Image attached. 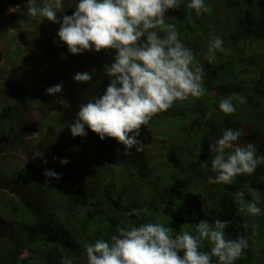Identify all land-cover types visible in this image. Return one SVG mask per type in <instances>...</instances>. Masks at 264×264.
<instances>
[{
  "label": "trees",
  "instance_id": "obj_1",
  "mask_svg": "<svg viewBox=\"0 0 264 264\" xmlns=\"http://www.w3.org/2000/svg\"><path fill=\"white\" fill-rule=\"evenodd\" d=\"M45 2L36 0V6ZM189 2L168 10L165 23L175 25L192 51L190 67L202 68L203 95L153 116L138 137L142 150L125 155L115 139L101 140L87 127L86 136L73 137L68 127L81 104L106 91L104 68L114 62L115 50L73 55L57 36L58 23L27 14L28 0H0V158L18 162L9 175L0 171L6 216L0 222V264H60L65 257L88 264L84 245L110 241L118 228L160 223L174 238L184 231L195 235L201 220L216 219L230 221L226 239L242 235L248 241L233 264H264V164L230 185L208 183L217 175L210 146L229 128L242 132L235 144L252 143L257 157L264 156V0H204L211 12L201 16L187 8ZM77 4L61 0L57 19L72 15ZM212 35L223 40V50L209 63ZM78 72L90 73L92 81L75 82ZM57 84L63 85L60 93L46 94ZM230 96L245 103L234 100L235 112L226 115L219 104ZM36 151L44 156L33 159ZM62 159L69 163L62 165ZM205 161L208 167H201ZM46 170L60 179L46 178ZM237 192L248 202L258 193L261 213L241 212ZM132 209L146 211L137 218L129 215ZM210 248L205 241L200 250ZM211 264H219L218 258Z\"/></svg>",
  "mask_w": 264,
  "mask_h": 264
},
{
  "label": "clouds",
  "instance_id": "obj_2",
  "mask_svg": "<svg viewBox=\"0 0 264 264\" xmlns=\"http://www.w3.org/2000/svg\"><path fill=\"white\" fill-rule=\"evenodd\" d=\"M60 6L61 0H46L43 7H37L36 0H28L27 14L33 19L41 17V23L44 19L59 23L57 36L73 55L102 50L116 53L114 62L104 68L109 77L106 91L81 104L74 123L68 125L73 137L86 136L87 127L101 140L115 139L125 146L123 154L131 155L134 148L142 150L138 137L153 116L167 111L176 101L203 95L202 68L190 67L194 63L192 51L178 39L175 25L165 23L166 12L180 10L181 0H78L73 14L64 15L62 22L57 19L56 9ZM187 8L195 10L197 16L211 12L204 0H190ZM217 50H223V40L212 35L206 55L209 63L215 62ZM92 79L88 72L73 76L77 83ZM62 88V84L51 86L46 94L55 95ZM234 100L245 103L242 96H230L220 102L219 109L226 115L234 113ZM241 135L240 130L229 128L210 146L215 153L211 170L217 175L209 176V184L230 185L237 176L251 175L264 164V156L257 157L254 144L234 143ZM38 156L44 153L36 151L32 158ZM60 163L66 165L69 161L62 159ZM201 167H208V161ZM44 175L60 179L54 171L46 170ZM236 196L241 212L251 216L261 213L258 193L253 202L245 201L243 192ZM142 211L146 210L132 209L129 215L139 218ZM229 224L219 219L214 224L201 220L195 235L184 231L173 238V230L163 224L141 223L130 229L118 228L110 241L98 239L85 244L84 253L88 264H211L212 257L218 258L219 264H233L248 247V241L242 235L226 239ZM205 241L211 245L208 252L200 250ZM60 264H72V260L62 258Z\"/></svg>",
  "mask_w": 264,
  "mask_h": 264
},
{
  "label": "rangeland",
  "instance_id": "obj_3",
  "mask_svg": "<svg viewBox=\"0 0 264 264\" xmlns=\"http://www.w3.org/2000/svg\"><path fill=\"white\" fill-rule=\"evenodd\" d=\"M60 9V7H59ZM47 20V19H46ZM48 21V20H47ZM58 27L60 28V24L58 23ZM59 30V29H58ZM4 46L3 44L0 43V65L5 63V54H4ZM9 70V69H8ZM7 70V71H8ZM7 71H5L4 73L6 74ZM7 75V74H6ZM5 78V75H0V82H2V80ZM9 158H0V171H2L3 173L9 175L12 170L18 168L17 167V163L18 162H12L13 160H10ZM7 161V162H6ZM2 204V203H1ZM1 204H0V222H4V216L5 214L1 211ZM6 217V216H5ZM6 225V224H3Z\"/></svg>",
  "mask_w": 264,
  "mask_h": 264
}]
</instances>
